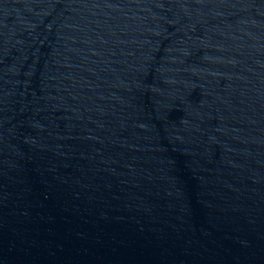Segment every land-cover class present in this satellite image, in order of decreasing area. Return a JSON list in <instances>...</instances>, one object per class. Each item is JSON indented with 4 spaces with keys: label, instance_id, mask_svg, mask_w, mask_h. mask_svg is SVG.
<instances>
[{
    "label": "water",
    "instance_id": "water-1",
    "mask_svg": "<svg viewBox=\"0 0 264 264\" xmlns=\"http://www.w3.org/2000/svg\"><path fill=\"white\" fill-rule=\"evenodd\" d=\"M0 264H264V0H0Z\"/></svg>",
    "mask_w": 264,
    "mask_h": 264
}]
</instances>
